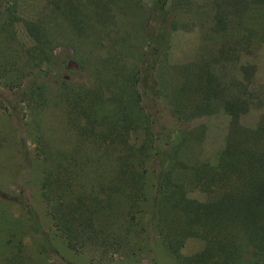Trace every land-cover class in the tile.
I'll return each instance as SVG.
<instances>
[{
	"label": "rangeland",
	"instance_id": "1",
	"mask_svg": "<svg viewBox=\"0 0 264 264\" xmlns=\"http://www.w3.org/2000/svg\"><path fill=\"white\" fill-rule=\"evenodd\" d=\"M165 1L169 10L163 25L166 55L157 69L144 78L149 94L146 105L150 107L153 100V110L159 118L154 128H145L142 123L135 129L118 127L119 138L113 140L114 146H133L138 151L131 156L144 157L152 145L147 140L157 134L162 143L167 142L166 158L168 155L183 164L197 160L214 163L227 138L229 119L238 117V130L228 138L264 153V137L250 133L264 128V5L250 4L244 10V14H252L250 26L256 31L245 42L250 54L239 60H223L216 53L222 37L211 30L210 0ZM80 2L77 17L82 21V34H75L53 12L48 0H18L10 32L0 35V264H175L161 239L185 238L179 250L181 257L199 252L202 242L180 232L184 218L169 209L172 188L167 190L168 202L158 203L159 196L151 188L154 172L147 164L143 200L137 205L127 203L122 193L112 192L98 206L63 202L53 210L49 209L48 195H43L42 151L47 165L67 156L81 157L89 154L91 144H101L102 138L92 135V129L107 135L111 127L108 122L93 126L89 123L84 125V131L77 130L75 122L80 113L73 97L83 95L84 104L101 115L112 116L115 111L105 98L107 94L100 91L101 98L91 91L111 87L123 78L133 80L135 71L136 77L140 76L135 66L148 46V34L156 35L159 24V16L155 18L158 14L152 8L155 0H113L112 19L104 22L92 18L89 3ZM33 21L43 27L51 41L48 60L41 58L30 39ZM202 64L222 87L221 96L209 103L214 114L178 125L173 122L172 112L180 103L188 109L191 106L195 96L184 91V85L193 84L190 73ZM243 65H252L254 72L250 82L242 81L245 89L240 91L236 80H240L239 66ZM151 91L156 96L152 100ZM242 102L244 111L239 106ZM149 132L153 134L150 138ZM37 141L43 145L41 152L36 150ZM110 153L111 148L99 153L101 162ZM94 169L104 175L111 172L106 165L90 163L86 176ZM165 174L171 181L183 176L185 197L199 202L206 199L192 189L190 174L179 169ZM91 190L95 191L84 186L81 191ZM19 193L32 209L36 224L10 200ZM71 213L74 219L68 218ZM249 254L244 251L237 262L247 261ZM253 261L260 263L257 258Z\"/></svg>",
	"mask_w": 264,
	"mask_h": 264
},
{
	"label": "trees",
	"instance_id": "2",
	"mask_svg": "<svg viewBox=\"0 0 264 264\" xmlns=\"http://www.w3.org/2000/svg\"><path fill=\"white\" fill-rule=\"evenodd\" d=\"M17 1L0 0V35L10 32ZM48 1L54 9L53 12L60 15L75 34L84 32L82 21L77 17L81 7L80 0ZM84 1L91 5V16L95 21L104 22L112 19L113 0ZM250 4L263 6L264 0H210L211 30L222 37L216 53L223 60L233 57L239 60L242 56L250 54L249 46L245 42L248 37L256 33L250 26V21L253 20L252 14H244V10ZM152 8L158 14L155 18L159 16L160 26L158 24L156 35L148 34L146 39L148 46L141 53L139 63L135 66L139 67L140 72L137 74L140 76L136 77L135 71L133 80L130 77L123 78L122 81L110 84L111 87L91 91L94 93L93 96L97 93L101 98L103 93L101 94L100 91H104L107 94L105 98L114 108L115 113L109 117L99 114L96 109L93 110L91 106L83 103V95L80 96V94L72 99L80 113V118L75 122L77 130L84 131L86 129L84 125L89 123L93 126L108 122L111 126L108 128L107 135L100 130L92 129V135L102 138L101 144H91L89 154H82L81 157L67 156L60 161L49 162V165L46 163L43 151L40 154V162L44 165L41 172V186L44 190L43 195H48L49 209L57 210L63 202L82 205L86 202V204L98 206L105 203L112 192L122 193L127 203L137 205L143 200V172L147 164L154 172L151 188L154 195L159 196L158 203L168 202L167 190L172 188L173 191L169 194L170 200L171 196L173 200L169 209L172 213H177L184 218L183 229L180 228V232H185L186 237H195L202 242V249L199 252L189 257H181L179 250L185 238L182 240L183 237L179 236L170 238L168 241L161 239L175 264H258V261H253L254 258L260 260L259 264H264V153L243 147L239 143L240 140L228 138L232 132L238 130V117L229 119L227 138L214 163L197 160L190 164H183L168 155L166 158L167 150L164 147L167 146V142L162 143L161 136L157 134H154L153 140H147L152 145L144 157L133 158L131 154L138 150L133 146L128 148L129 145L127 146L122 140L119 141L127 146V149L114 146L116 144L113 140L119 138L116 133L118 127L135 129L142 123L145 128H154L155 119L159 118L158 113L153 110L156 106L152 100V96H155L153 91H151V106L146 105L149 94L145 90L144 78L157 69L166 55L163 25L169 10L165 0H155ZM31 26L30 39L41 58L48 60L51 56L49 46L51 41L42 26L35 21ZM233 31H237V34ZM206 66L202 64L199 69L192 71L190 75H192L193 84L184 85V91L192 92L191 95L194 94L197 99L195 100V97L192 99L189 109L180 103L179 108L173 110L172 118L175 119L173 122L178 125H182L184 121L200 120L214 114L209 103L221 96L222 87L219 81L216 83L212 71L205 69ZM253 72L252 65L239 66L240 80H236V83L240 91L245 89L242 81L250 82ZM190 99L188 98L187 101L189 102ZM239 106L243 108V102ZM244 110L243 108L242 111ZM250 133L256 137H264V128L258 127ZM152 135L151 132L147 133L148 138ZM107 140H109L108 143ZM37 144L39 146L36 150L41 152L43 145L38 141ZM108 148H111V153L101 162L102 155L98 154L104 153ZM22 152L21 154H26L25 151ZM90 163L106 165L111 168V172L104 175L100 170L94 169L86 176V167ZM176 169L191 175L190 185L193 190L205 195L206 199L203 202L185 197L183 176L174 177L171 181L165 174ZM81 176H85V179L81 180ZM86 178L87 183H85ZM84 186H91L95 191L85 193L81 191ZM10 200L18 204L32 223L36 224V217L21 193ZM54 212L57 213V211ZM53 218L58 220L56 215ZM68 218H73L72 213ZM246 250L250 252L249 259L238 263L237 259L242 258Z\"/></svg>",
	"mask_w": 264,
	"mask_h": 264
}]
</instances>
